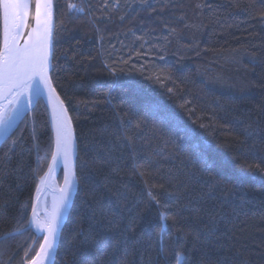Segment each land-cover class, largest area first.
Listing matches in <instances>:
<instances>
[{
    "label": "trees",
    "instance_id": "1",
    "mask_svg": "<svg viewBox=\"0 0 264 264\" xmlns=\"http://www.w3.org/2000/svg\"><path fill=\"white\" fill-rule=\"evenodd\" d=\"M53 10L50 78L73 124L78 181L54 264H113L125 237L133 264H149L161 241L180 264H264V131L243 132L264 129V0H53ZM52 148L38 100L0 145V238L28 222ZM150 186L160 206H146ZM39 242L30 230L0 239V264H25Z\"/></svg>",
    "mask_w": 264,
    "mask_h": 264
},
{
    "label": "snow or ice",
    "instance_id": "2",
    "mask_svg": "<svg viewBox=\"0 0 264 264\" xmlns=\"http://www.w3.org/2000/svg\"><path fill=\"white\" fill-rule=\"evenodd\" d=\"M20 4L11 2V0H4V16H5V29L7 34V21L9 15L13 9H18ZM37 13H36V23H40V5L37 4ZM69 10H75L77 12L83 13L82 8H78L75 4L68 5ZM261 18H264V12L260 13ZM48 67V55L45 51L43 56H39L33 50H29L27 48L20 49L18 47H13L7 40L5 39V49L3 52H0V97L7 98L11 96L12 99L9 100V106L0 110V140H5L9 131L13 127V111L18 110L19 107L23 103V98L25 96V92L27 91L29 94L34 89L36 92L40 91V84L37 81L33 80V77L36 75H41L45 84L49 83L46 78V71ZM39 69V71H38ZM169 92L172 89L168 90ZM187 103V102H186ZM183 107V105H181ZM194 111V110H190ZM70 121L66 116H61L56 118V151L53 153V164L57 162V158L63 156L65 163L67 164L70 160L71 156V139H70ZM201 128H205L206 125L201 124ZM260 131H264V129H260L259 127L253 128L252 125H246L243 128V132L246 137H251L257 134ZM15 143V141H13ZM254 147V146H253ZM11 150V146L9 148ZM251 150V149H250ZM188 159H195L199 162L200 171L202 173H206L208 168L210 167V163L206 158H200L198 153H188ZM98 163L101 166L109 164V159L99 160ZM261 163H264V157L261 158ZM143 165H134V168L139 172L141 176L144 175V172L140 171ZM259 167V165H257ZM51 170V166H50ZM264 170V169H262ZM113 172L116 169H112ZM43 179V178H42ZM72 180L66 179V187L61 189L64 195L61 198L59 205L57 206L53 217L50 221L46 223V225H35L32 222H26L20 224L18 228L13 229L10 233H5V237L12 235L13 233H18L22 231H29L33 227H36L37 232H39L40 228L46 227L49 235L45 236L44 243L40 245V251L37 253V257L33 260L32 264H39V258L41 256L48 257L53 255L55 252V241L58 235V227L59 221L62 216L63 211L67 207V202L70 197V188H71ZM155 186L148 187V200L145 201L146 206H151L155 203L157 206H160V201L157 199L155 195H153L152 188ZM161 189H164V185L159 186ZM218 187H220L219 182L211 181L207 183L208 193L211 194ZM171 195V194H170ZM178 195V194H177ZM186 206V205H184ZM182 206V207H184ZM164 207H167L166 205ZM104 217L109 219L110 226L115 229H119V221L115 220V213L112 209L103 210ZM24 213H20V217H23ZM165 217H162L164 219ZM173 222L176 223L175 217H172ZM19 223V220H18ZM215 228L214 226L204 230L202 232L197 233V239L208 240L214 234ZM177 233L182 232V229L177 228ZM90 239L93 237H89ZM171 239V237H170ZM176 240H179L180 237L177 235L175 237ZM126 244L123 251L120 253L119 257L113 262V264H133V261L129 258V251L127 247V237H125ZM135 243V241H134ZM107 254L106 252H101L100 255L103 256ZM174 256L177 260V264H180L182 253L176 251V249L170 248L166 249L163 241L159 244V248L157 254L154 258H151L149 264H168L169 258Z\"/></svg>",
    "mask_w": 264,
    "mask_h": 264
},
{
    "label": "water",
    "instance_id": "3",
    "mask_svg": "<svg viewBox=\"0 0 264 264\" xmlns=\"http://www.w3.org/2000/svg\"><path fill=\"white\" fill-rule=\"evenodd\" d=\"M15 3L20 4L18 9H13L10 20L7 24V34L6 29H4L3 19H2V40L0 44V52H3L5 49V39L7 38L8 42L13 47H18L20 49H29L36 52L39 56H43L44 52H47L48 55V67L45 73L49 83L45 84L41 75H36L33 77L34 81L39 82L40 91L36 92L34 89L30 94L23 99L22 105L18 110L13 111V127L9 131L5 140L16 130L21 120L29 114L36 102L41 100L45 106L47 112V119L52 135V155L47 166V169L43 175V179H38L37 185L35 187L32 207L28 217V222H32L35 225H46L53 217V214L59 205L62 196L61 189L66 187V179H71L72 184L70 188V197L67 202V207L63 211L62 216L59 221L58 235L55 241V252L53 255L48 257L41 256L39 258V264H54L55 256L60 240L61 231L67 220V217L70 213L75 195L78 189V181L75 173V163H76V138L74 134L73 124L71 118L68 114V111L56 92L51 78V58H52V38H53V28H54V10H53V0H14ZM37 4L40 5V23H36V13H37ZM2 0H0L1 16H2ZM39 71V69H38ZM12 97L8 96L6 99L0 97V109L7 105L9 100ZM66 116L67 119L71 122L69 125L70 128V139H71V156L69 162L66 164L63 156L57 158V162L53 164V153L56 151V118ZM0 140V145L5 141ZM51 166V170H50ZM62 171V177L60 182H58V174ZM49 194L51 197L54 196V202L51 201V206L49 209L43 207V215H40L38 212L39 203L42 200V197ZM31 231L40 238V243L37 247V250L33 257L26 262L25 264H32L33 260L37 257V253L40 251V245L44 243L45 236H48L49 233L46 229L40 228L37 232L36 227H33ZM3 236L2 238H4ZM0 238V239H2Z\"/></svg>",
    "mask_w": 264,
    "mask_h": 264
},
{
    "label": "rangeland",
    "instance_id": "4",
    "mask_svg": "<svg viewBox=\"0 0 264 264\" xmlns=\"http://www.w3.org/2000/svg\"><path fill=\"white\" fill-rule=\"evenodd\" d=\"M52 155V154H51ZM51 158V157H50ZM49 161H50V159H49ZM48 164H49V162H48ZM48 164H47V166H48ZM47 166H46V168H45V170L43 171V173L41 174V176L40 177H38V179H41L42 177H43V175H44V173H45V171H46V169H47ZM62 177V176H61ZM57 179H58V182H60V179H59V174H58V177H57ZM51 201H52V197L49 195V194H47V195H45V196H43L42 197V200H41V202L39 203V206H38V212H40V215H43V212L41 213V211H43V207H45V208H47V209H49L50 208V206H51ZM31 231V230H30ZM31 232H33V231H31ZM34 233V232H33ZM40 243V242H39Z\"/></svg>",
    "mask_w": 264,
    "mask_h": 264
},
{
    "label": "bare ground",
    "instance_id": "5",
    "mask_svg": "<svg viewBox=\"0 0 264 264\" xmlns=\"http://www.w3.org/2000/svg\"><path fill=\"white\" fill-rule=\"evenodd\" d=\"M11 2H14V0H11ZM2 3H3V5H2V19H3L4 29H5L4 0H2ZM11 13H12V11H11ZM11 13L9 15L8 21L10 20ZM8 21H7V24H8ZM27 94H29V93L26 91L24 98L27 96ZM8 106H9V104H7V105L5 104V106H3V108H1L0 110H3L4 108H6ZM52 202H54V196H52Z\"/></svg>",
    "mask_w": 264,
    "mask_h": 264
}]
</instances>
